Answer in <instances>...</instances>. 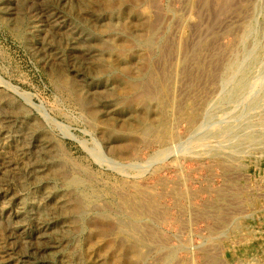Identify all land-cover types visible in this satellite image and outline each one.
<instances>
[{
  "label": "rangeland",
  "instance_id": "obj_1",
  "mask_svg": "<svg viewBox=\"0 0 264 264\" xmlns=\"http://www.w3.org/2000/svg\"><path fill=\"white\" fill-rule=\"evenodd\" d=\"M105 2L0 0V96H4L0 100V264H100L104 257L85 250L87 241L95 240L96 234L107 241L117 235L99 231L102 220L97 211H111V217L114 210L129 211L134 205H142L137 214L143 219L139 222L145 224L143 228L138 224L146 240L147 234L151 235L147 243L153 242L149 243L145 264H264V141L248 143L243 136L263 130L264 105L254 109L248 103L259 89L263 96L264 71L259 70L264 69V62L249 81L245 90L249 95L218 108L216 103L223 94L222 64L241 49L246 24L254 25V30L245 46L248 50L252 46L260 55L264 52V0L139 1L136 7L143 17L155 22L162 16L151 32L163 47L159 43L153 57L156 78L153 76L151 82L161 107L147 116L141 108L111 109L103 83L107 80L111 84L119 72L95 73L99 66L92 59L96 52L93 41L100 34L114 38L117 57H128L132 48L146 55L155 52L144 46L141 37L140 42L136 40L149 32L143 29L142 34L137 33L131 26L125 30L126 24L118 21L121 10L107 9ZM50 13L54 24L48 18ZM112 20L114 25H108ZM80 21L90 25L81 26ZM129 29L133 34L127 33ZM164 69L169 70L168 75L162 73ZM71 81L102 101L99 113H106L98 122L69 89ZM208 113L211 123L201 120ZM32 119L49 133L51 145L59 150L61 156L54 163L38 145V134L25 133ZM226 126L234 133L223 135L220 128ZM109 127H116L117 134L120 127L138 129L131 135L141 140L134 155L115 157L108 153L102 132ZM195 128L197 135L193 134ZM168 136L174 139L165 146L162 141ZM242 141L237 151L235 146ZM59 160L72 167L71 176L51 171V165ZM73 175L92 186L87 195L97 199L101 207L96 206L83 220L84 230L64 222L56 207L58 195L72 191ZM229 214L237 216L234 222ZM156 243H163L162 248Z\"/></svg>",
  "mask_w": 264,
  "mask_h": 264
},
{
  "label": "bare ground",
  "instance_id": "obj_2",
  "mask_svg": "<svg viewBox=\"0 0 264 264\" xmlns=\"http://www.w3.org/2000/svg\"><path fill=\"white\" fill-rule=\"evenodd\" d=\"M5 1V0H4ZM96 1V0H95ZM104 1V0H103ZM141 0H106V2L103 4L104 7H106L107 9H113V8H118L121 10V14H122V18H119L120 20H118L119 22H123L126 24L127 27H125L124 29L127 30V28H129L128 26H131V28H133L134 32L135 30L137 31V33L142 32L141 30H145L149 33L146 34L145 37L140 36L138 37L137 42H140V37L142 38V40L144 41V46L149 47L150 49H155V52L146 55L143 53H140L138 50L133 49L131 50V53L128 57H120V53H119V57H117V51H118V47H116L115 42H114V38L108 34V33H103L100 34L99 39L95 42V46H96V52L95 54H93V60L94 62L97 64V66H99V69L96 70L95 73H100V72H105L106 74H112L114 75L116 72H119V74H117V76H114V81L109 84L108 81L106 80L105 83H103V88H105L106 92H107V97L110 98V102H111V109H119V108H135V109H143V111L147 114H145V116L148 115L149 113H154L157 110L160 109L161 107V103L159 102V99L156 97V92H154L155 90L153 89L151 82L153 79V76L155 77V75L153 74V66H154V59L156 60V58L153 59V57L156 55V50H159L160 47L159 46V39H155L153 38L152 33L156 28V24L161 23L162 20V16H157V19L161 20V22L156 23L153 22L154 20H149L145 17H143V15L138 11V7H136V5L138 4V2ZM152 1V0H150ZM203 1V0H200ZM226 2V0H224ZM231 1V0H230ZM89 2V1H87ZM228 2V1H227ZM83 3V2H82ZM85 3V2H84ZM230 3V2H228ZM81 4V3H80ZM146 4V3H145ZM218 4V3H217ZM1 5V4H0ZM93 4H91L92 6ZM140 5V4H139ZM231 5V4H230ZM90 6V5H88ZM201 6V5H200ZM207 6V5H206ZM240 6V5H239ZM84 7V6H83ZM82 7V8H83ZM86 7V6H85ZM145 7V5H144ZM144 7H141V9ZM224 7V6H223ZM222 7V8H223ZM95 8V7H94ZM146 8V7H145ZM149 8V7H148ZM221 8V9H222ZM92 9V8H91ZM200 9V8H199ZM45 10V9H44ZM97 10V9H96ZM95 10V12H96ZM153 10V9H152ZM187 10V9H186ZM224 10V8L222 9ZM83 11V9H82ZM147 11V10H145ZM150 11V10H149ZM171 11V10H170ZM243 11V10H242ZM143 12V11H142ZM222 12V11H221ZM225 12V11H224ZM232 12V11H231ZM57 13V12H56ZM81 13V12H80ZM148 13V12H146ZM190 13V12H189ZM197 13V12H196ZM233 13V12H232ZM78 14V13H77ZM82 14V13H81ZM235 14V13H234ZM246 14V13H245ZM85 15V14H84ZM101 15V14H100ZM148 15V14H147ZM204 15V14H203ZM218 15V14H217ZM238 15V14H237ZM53 15L48 14V18L52 19L51 22L52 24L55 23V18H52ZM87 16V15H86ZM178 16V15H177ZM229 16V15H228ZM231 16V15H230ZM233 16V15H232ZM236 16V15H234ZM161 17V18H160ZM217 17V16H216ZM74 18V17H73ZM117 18V17H116ZM227 18V16L225 17ZM232 18V17H231ZM58 19V18H57ZM75 19V18H74ZM93 19V18H92ZM106 19V17H105ZM155 19V18H154ZM167 19V18H165ZM172 19V18H171ZM214 19V18H213ZM219 20V18H218ZM227 20V19H226ZM231 20V19H230ZM78 21V20H77ZM85 21V20H84ZM79 22V25L81 26H85V25H90V23H86V22ZM106 21V20H105ZM182 21V20H181ZM228 21V20H227ZM69 22V21H68ZM91 22V21H90ZM121 22V23H122ZM177 22V21H176ZM196 22V21H195ZM194 22V23H195ZM199 22V21H198ZM165 23L167 24V26L169 25V20L165 21ZM225 23V22H224ZM32 24V23H31ZM101 24V23H100ZM104 24V23H102ZM205 24V23H204ZM212 24V23H211ZM229 24V23H228ZM57 25V24H55ZM68 25V24H67ZM108 25L113 26L114 22L109 21ZM134 25L137 26V29L134 27ZM165 25V24H164ZM183 25V24H182ZM196 25V24H195ZM216 25V24H215ZM218 25V24H217ZM108 26V27H110ZM121 26V25H120ZM101 27V26H100ZM115 27V26H114ZM113 27V28H114ZM119 27V26H118ZM206 27V26H205ZM218 27V26H217ZM254 25H245L243 28V35H242V39H241V43H242V47L241 49L234 55V57H232L231 59H229L228 61H226L225 63L222 64V68H221V85H222V96L220 98H218L217 103V108L218 106H222L224 104V102L227 101H233L234 100H238L242 95L245 96V93H247L245 90L246 88H248L250 86V79L253 78V76H255V74L258 72V68L261 67V64L264 62V52H262V55L258 54L255 52V49H251L248 50L247 46H245L246 44H244V42L246 41L247 36L252 34V31L254 30ZM111 28V27H110ZM116 28V27H115ZM166 28V26H165ZM57 29V28H56ZM98 29V28H97ZM96 29V30H97ZM118 29V28H117ZM120 29V28H119ZM200 29V28H198ZM204 29V28H203ZM211 29V27H210ZM55 30V29H54ZM68 30V29H67ZM99 30H101L99 28ZM197 30V29H196ZM208 30V29H207ZM63 31V30H62ZM215 31V30H213ZM23 32V31H22ZM83 32V31H82ZM144 32V31H143ZM198 32V31H196ZM33 33V32H32ZM63 33V32H62ZM77 33V31L75 32ZM128 34H133L132 30L129 29V32H127ZM145 33V32H144ZM118 34V33H116ZM142 34V33H141ZM157 34V33H156ZM173 34V33H172ZM202 34V33H201ZM205 35V34H204ZM155 36V35H154ZM168 36V35H167ZM176 36V35H175ZM74 37V36H73ZM115 37V36H114ZM56 38V37H55ZM75 38V37H74ZM125 38V37H124ZM184 38V37H183ZM194 38V37H193ZM197 38V37H195ZM46 39V38H45ZM65 39V38H64ZM207 39V38H206ZM216 39V38H215ZM253 39V38H252ZM83 40V39H82ZM168 40V39H167ZM195 40V39H194ZM210 40V39H209ZM28 41V40H27ZM89 41V40H88ZM119 41V40H118ZM200 41V40H199ZM44 42V41H43ZM74 42V41H73ZM92 42V43H93ZM170 42V41H169ZM193 42V41H192ZM191 42V43H192ZM65 43V42H64ZM76 43V41H75ZM80 43V41H79ZM118 43V42H117ZM81 44V43H80ZM87 44V43H86ZM90 44V42H89ZM137 44V43H136ZM161 44V43H160ZM177 44V43H176ZM195 44V43H194ZM138 45V44H137ZM214 45V44H213ZM121 46V45H120ZM52 47V46H51ZM55 47V46H54ZM141 47V46H140ZM169 47V46H168ZM193 47V46H192ZM48 48V47H47ZM69 48V47H68ZM161 48L162 44H161ZM185 48V47H184ZM197 48V47H196ZM129 49V48H128ZM147 49V48H146ZM168 49V48H167ZM78 50H80V48H78ZM143 50V49H142ZM238 50V49H237ZM47 51V50H46ZM51 51V50H50ZM56 51V50H55ZM95 51V50H94ZM128 51V50H127ZM193 51V50H192ZM205 51V50H204ZM227 51V50H226ZM120 52V51H119ZM169 52V51H168ZM171 52V51H170ZM93 53V52H92ZM145 53H149L148 51ZM60 54V53H59ZM128 54V53H127ZM163 54V53H162ZM166 54V53H165ZM223 54V53H222ZM229 54V53H228ZM80 55V54H79ZM260 55V56H259ZM75 56V55H74ZM86 56V55H85ZM84 54H82V57H85ZM155 56V57H156ZM191 56V55H190ZM212 56V55H210ZM215 56V55H214ZM220 56V55H219ZM48 57V56H47ZM216 57V56H215ZM246 57V58H245ZM167 58V57H166ZM164 59V57H163ZM162 59V60H163ZM168 59V58H167ZM74 60V59H73ZM165 60V59H164ZM63 61V59H62ZM169 61V60H167ZM192 61V60H191ZM86 62V61H85ZM84 62V63H85ZM165 62V61H164ZM80 65V64H79ZM90 65V63H89ZM93 66V65H92ZM95 66V65H94ZM169 66V65H168ZM96 67V66H95ZM166 67V66H163ZM173 67V66H172ZM175 67V66H174ZM191 67V66H190ZM189 67V68H190ZM263 67V66H262ZM97 68V67H96ZM169 68V67H168ZM209 68V67H208ZM219 68V67H218ZM60 69V68H59ZM173 69V68H172ZM192 69V68H191ZM199 69V68H198ZM258 69V70H257ZM94 70V69H93ZM159 70V69H158ZM161 70V69H160ZM181 70V69H180ZM64 71V70H63ZM168 69H164L162 71V73L168 75ZM174 71V70H173ZM260 71H264V69L261 68ZM171 72V71H170ZM191 75V74H190ZM263 75V74H262ZM165 76V75H164ZM189 76V75H188ZM111 77V76H110ZM195 77V76H194ZM202 77V76H201ZM257 77V76H256ZM255 77V78H256ZM156 78V77H155ZM161 78H162V74H161ZM160 78V79H161ZM166 79V77H164ZM162 78V80L164 79ZM104 79V78H103ZM186 79V77H185ZM259 79V78H258ZM181 80V79H180ZM184 80V79H183ZM261 80V79H259ZM164 81V80H163ZM166 81V80H165ZM171 81V80H170ZM169 81V82H170ZM174 81V80H173ZM250 81V82H249ZM257 81V80H255ZM203 82V81H202ZM206 82V81H205ZM122 83L124 85H122ZM154 83V82H153ZM67 84V83H66ZM253 84V83H252ZM251 84V85H252ZM126 85V87H125ZM95 86V85H94ZM157 86V84L155 85ZM69 89H71L73 95H75V98L77 99V101H79V103L89 112L90 118L94 120V122H98L99 119H101L102 117H104V114L106 113H99L102 112L101 108H100V104H103L102 101L100 100V98L95 97V96H90L88 93H85V91H83L82 87H80L79 84L75 83L74 81L70 82V84L68 85ZM158 87V86H157ZM168 87V86H166ZM261 87V86H260ZM259 87V88H260ZM160 88V87H159ZM255 88V87H254ZM262 88V87H261ZM158 90V89H157ZM190 90V89H189ZM254 90V89H253ZM261 89H259L258 91L255 92L254 97L250 100V102L248 103V105H250L251 107H259V105L263 104L264 105V93L263 96L260 94L259 95V91ZM264 90V89H263ZM161 91V90H160ZM188 91V90H187ZM245 91V92H244ZM252 91V90H251ZM250 91V92H251ZM249 92V91H248ZM188 93V92H187ZM261 93V92H260ZM249 95V93H247ZM252 94V95H253ZM5 95V94H4ZM180 95V94H179ZM251 95V93H250ZM242 96V97H243ZM248 97V96H247ZM250 97V96H249ZM4 98V96H0V100H2ZM160 98V97H159ZM204 100V99H203ZM217 100V99H216ZM243 100L240 99L239 102H241ZM249 100V98H248ZM162 101V100H161ZM237 102V101H236ZM244 102V101H243ZM4 103V102H3ZM215 103V104H216ZM206 104V103H205ZM211 104V103H210ZM209 104V105H210ZM234 104V103H233ZM1 105V104H0ZM202 105V104H201ZM229 105V104H228ZM263 105H261V107H263ZM166 106V105H165ZM182 106V105H181ZM213 106V104H212ZM1 107V106H0ZM214 107V106H213ZM250 107V108H251ZM17 108V107H16ZM107 108V107H106ZM206 108L208 109L209 107L206 106ZM205 108V109H206ZM212 108V107H211ZM220 108V107H219ZM226 108V107H225ZM229 108V107H228ZM260 108V107H259ZM13 109V108H12ZM206 109V110H207ZM216 109V107L214 108ZM224 109V108H223ZM263 109V108H261ZM1 110V109H0ZM20 110V109H19ZM250 110V109H248ZM258 110V109H257ZM108 113L110 112L109 110H106ZM210 112V110H208ZM221 111V110H220ZM228 111V110H227ZM15 112V111H14ZM19 112V111H18ZM21 112V111H20ZM25 112V111H24ZM160 112V111H159ZM213 112V111H212ZM13 113V111H12ZM129 113V112H128ZM134 113V112H133ZM139 113V112H138ZM205 113V112H204ZM211 113V112H210ZM208 113L206 115L202 114L203 119H207L206 123L210 122L212 120V118L210 117L211 114ZM250 113V112H249ZM248 113V114H249ZM143 114V113H142ZM245 114V113H244ZM257 115V114H256ZM144 116V117H145ZM262 116V115H261ZM125 117V116H124ZM239 117V116H238ZM211 118V120H210ZM224 119V118H223ZM260 119V118H259ZM196 120V119H195ZM214 120V119H213ZM218 120V119H217ZM226 120V119H225ZM229 120V119H228ZM128 121V120H127ZM126 121V122H127ZM132 122V121H131ZM215 122V121H214ZM261 126L263 128L262 131L258 132H250L248 131L244 136V139L248 142V143H258L259 141H264V118L261 119ZM25 123V122H24ZM120 123V122H119ZM128 123V122H127ZM211 123V122H210ZM213 123V122H212ZM216 123V122H215ZM231 123V122H230ZM134 124V123H133ZM233 124V123H232ZM100 125V124H99ZM231 125V124H229ZM249 127L251 126L250 124ZM135 126V125H134ZM197 125H195L194 127H196ZM209 126V125H207ZM96 127V126H95ZM128 127V126H127ZM193 127V126H192ZM248 127V126H247ZM198 128V127H197ZM98 129V128H97ZM140 129V128H139ZM144 129V128H143ZM221 131L223 132V135H229V134H233L234 131L232 130V127L230 126H226L223 128H220ZM115 128H107L106 130H104L102 132V139L106 140L107 145H105L106 149L108 150V153L112 156H122V157H128L130 155H134V152L137 147H138V143H141V140H136L135 138H133L131 135H135L137 134L138 129H134V128H118V132L119 134H117V132L115 131ZM21 131V130H20ZM23 131V130H22ZM142 131V130H141ZM144 131V130H143ZM193 134L197 133V129H193ZM116 132V133H115ZM130 135H125V134H129ZM200 132V131H199ZM214 132V131H213ZM25 133L27 135L33 134V133H37L39 136V141L41 145L42 150L46 153V155L49 157V161L54 163V159L57 158L60 152L59 150H57V148L53 145H51L50 143V137L49 133L47 134L46 131L43 130L42 125L37 122V120H30V122H28V124L25 126ZM123 133V135L121 134ZM145 133V131H144ZM219 133V132H218ZM25 134V135H26ZM199 134V133H198ZM217 134V133H216ZM24 135V134H22ZM142 135V134H141ZM145 135V134H144ZM197 135V134H196ZM202 135V134H201ZM200 135V136H201ZM23 137V136H22ZM223 137V136H222ZM226 137V136H225ZM220 138V137H219ZM227 138V137H226ZM225 138V139H226ZM238 138V137H237ZM165 141H162L163 144H165V146L170 145V143L173 141L174 137L173 136H168L166 138ZM230 140V139H229ZM239 140V139H238ZM34 141V140H33ZM184 142V140H182ZM228 141V139H227ZM36 142V141H35ZM224 142V141H223ZM236 142V141H235ZM234 142V143H235ZM242 142H237L235 144H237V146H235L238 151V148L240 149L242 146L240 145ZM230 143V142H229ZM232 143V142H231ZM227 144V143H225ZM224 144V145H225ZM37 145V147H38ZM172 145V144H171ZM255 145V144H254ZM231 146V145H230ZM261 146H263L261 144ZM220 147V146H219ZM224 147V146H223ZM214 148V147H213ZM226 148V147H225ZM248 148V147H247ZM105 149V150H106ZM41 150V149H40ZM249 150V149H248ZM247 150V151H248ZM236 151V150H235ZM246 151V152H247ZM37 153V152H36ZM159 153V152H158ZM173 153V152H171ZM245 153V152H244ZM162 155V154H161ZM37 156V155H36ZM170 156V155H169ZM35 157V156H34ZM114 157V158H115ZM22 159V158H21ZM25 159V158H24ZM23 159V160H24ZM59 159V158H58ZM116 159V158H115ZM32 160V159H31ZM26 161V160H25ZM28 162V161H27ZM234 162V161H233ZM72 164V163H71ZM110 164V163H109ZM114 164V163H113ZM43 165V164H42ZM127 166V165H126ZM33 167V166H31ZM134 167V166H133ZM25 168V167H24ZM37 168V167H36ZM69 168H72L66 160H59L58 164H53L51 165V171H53L55 174L62 176H71L69 175V173L71 174V171ZM32 169V168H31ZM46 169V168H45ZM33 170V169H32ZM45 171V170H44ZM36 173V172H35ZM34 173V174H35ZM44 173V172H43ZM52 173V172H51ZM40 176V175H38ZM80 177V176H79ZM82 177V176H81ZM66 178V177H65ZM83 178V177H82ZM65 180V179H64ZM85 181H82L81 179H79L78 177H75L74 175L70 178V184H71V188L72 191L68 192L66 194L61 193L58 195L57 200H56V204L60 210H61V216L64 218V222L67 221L69 223H74L77 224L78 227L80 226V229L84 230V223L83 220L88 218L89 215L93 212H95V207H98V202L97 199L93 201L92 198H90L89 195H87V192L89 190V186L90 185H84ZM89 184V183H88ZM50 185V184H49ZM90 188H92V186H90ZM69 190V189H68ZM91 193V192H90ZM100 193V192H99ZM45 194V193H44ZM180 194V193H179ZM43 195V194H42ZM120 195V194H119ZM57 196V195H56ZM55 196V197H56ZM125 196V195H124ZM139 196V195H138ZM121 197V195H120ZM126 197V196H125ZM124 198V197H123ZM128 198V197H126ZM125 198V199H126ZM135 198V197H134ZM146 198V197H145ZM144 198V200H145ZM229 198V197H228ZM14 199V198H13ZM120 199V198H119ZM149 199V198H148ZM151 199V198H150ZM124 200V199H123ZM129 199H127L128 201ZM136 202L137 200L134 199ZM118 201V200H117ZM125 201V200H124ZM122 201V202H124ZM126 201V202H127ZM133 201V200H132ZM146 201V200H145ZM144 201V202H145ZM150 201V200H148ZM152 201V199H151ZM125 202V203H126ZM143 202V203H144ZM225 202V201H224ZM118 203H120L118 201ZM127 203H130L127 202ZM133 203V202H131ZM130 203V204H131ZM141 204V203H140ZM146 204H148L146 202ZM146 204H144V206H147ZM117 205V204H116ZM120 205V204H119ZM153 205V204H152ZM149 206V205H148ZM119 207V206H118ZM122 207V206H121ZM133 207V208H132ZM142 207V205L140 206H131L132 210L126 211L125 210H120L117 209L114 210L115 213L114 215H111V217L108 215L109 213L106 214V210H101V211H97L98 214H100L99 218L100 220H102V225L99 223L100 228L99 231L104 235L106 234V232H113L112 234L117 235L115 238V240H111V241H107L101 238V234H96L97 237H95V240H91L89 239V241H87V246L84 247L85 250L92 251V253L95 254L99 253L102 255V257H104L99 263L101 264H145L143 263V260L145 259V255L146 252L149 248V243H147L149 241V237L151 236L149 234H147V239L145 238V235L143 232V229H141L139 227V220H143L140 216H138L137 213H139V208ZM154 207V206H153ZM152 207V210L154 209ZM98 208H101L100 206ZM123 208V207H122ZM130 208V207H129ZM146 209H148L149 207H145ZM150 209V208H149ZM120 210V211H119ZM142 210V209H141ZM214 210V209H213ZM228 210V209H226ZM225 210V211H226ZM222 211V210H221ZM234 211V210H233ZM244 211V210H243ZM141 212V211H140ZM145 214L148 213L144 211ZM153 213V212H152ZM204 213V212H203ZM226 213V212H225ZM229 213V211H228ZM95 214V213H94ZM140 214V213H139ZM144 215V214H143ZM148 215V214H147ZM152 215V214H151ZM150 215V216H151ZM94 216V215H93ZM96 216V215H95ZM97 217V216H96ZM148 217V216H147ZM183 217V216H182ZM218 217V216H217ZM237 216H233L232 214H229L228 218H230V221L232 222L233 220H235ZM47 218V217H46ZM105 218V219H103ZM225 217H223L224 219ZM15 219V218H14ZM90 219V218H89ZM95 219V218H94ZM108 219V221H107ZM240 219V218H239ZM70 220V221H69ZM97 220V219H96ZM140 220V222H142ZM148 220V219H147ZM99 221V220H98ZM139 222V223H140ZM234 222V221H233ZM90 223L91 220H90ZM143 223V222H142ZM140 223V224H142ZM87 224V223H86ZM145 224V223H144ZM142 224V228L143 225ZM96 225V224H95ZM98 225V224H97ZM148 225V224H147ZM91 226V225H90ZM146 226V225H145ZM144 226V228H145ZM75 227V226H74ZM222 227V226H221ZM225 227V226H223ZM151 228V227H150ZM147 229V228H145ZM152 229V228H151ZM150 229V230H151ZM73 230V229H72ZM90 231V229H89ZM150 232V231H149ZM151 232H153L151 230ZM71 233V232H70ZM223 233V232H222ZM110 234V233H108ZM155 234V233H154ZM102 235V236H103ZM158 235V234H157ZM22 236V234H21ZM152 237H154V235H152ZM156 238V237H155ZM178 238V237H177ZM68 240V239H67ZM109 240V239H108ZM179 240V239H178ZM65 241V240H64ZM158 241V240H157ZM159 242V241H158ZM65 243V242H64ZM153 243V242H152ZM151 243V244H152ZM63 244V243H62ZM61 244V245H62ZM163 243H156L155 246L158 248H162L161 245ZM65 246V245H64ZM166 247V246H165ZM46 248V247H45ZM151 248V247H150ZM149 248V249H150ZM157 248V249H158ZM51 249V248H50ZM168 249V248H167ZM53 250V249H52ZM166 250V249H165ZM41 251V250H40ZM44 251V250H43ZM51 251V250H50ZM173 252V251H172ZM91 253V254H92ZM171 253V252H170ZM98 254V255H99ZM169 254V252H168ZM165 256V255H164ZM170 256V255H169ZM78 257V256H77ZM86 257V256H85ZM89 257V256H87ZM91 257V256H90ZM168 257V256H167ZM171 257V256H170ZM78 260V259H77ZM73 261V260H72ZM93 261V260H92ZM97 261V260H96ZM146 261V259H145ZM66 262V261H65ZM165 262V261H164Z\"/></svg>",
  "mask_w": 264,
  "mask_h": 264
}]
</instances>
